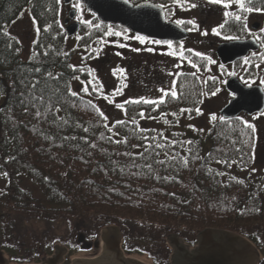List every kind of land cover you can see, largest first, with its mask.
I'll use <instances>...</instances> for the list:
<instances>
[{
  "label": "trees",
  "instance_id": "trees-1",
  "mask_svg": "<svg viewBox=\"0 0 264 264\" xmlns=\"http://www.w3.org/2000/svg\"><path fill=\"white\" fill-rule=\"evenodd\" d=\"M127 1L162 7L170 22L173 9L185 7L187 0L179 4L174 0ZM252 3L254 9L264 12V0ZM232 5L235 14L247 16L234 2ZM25 8L35 18L36 30L40 28L27 60L22 59V46L10 33ZM62 12L63 3L58 5L55 0H0V180L4 182L0 236L9 264H38L56 246L66 248L70 256L79 255L86 251L81 250L78 235L90 244L108 227L120 231L125 257L147 264H170L168 237L177 236L193 246L196 236L206 229L242 237L260 253L258 264H264V172L254 170L256 133L236 118L212 123L203 136L181 129L183 120L195 118L194 109L212 97L203 93L220 90L222 82L206 75V61L194 55L187 58L200 67L197 76L207 83L192 74H180L176 78L177 91L182 93L179 100L169 99L155 111L150 105L127 104L122 120L128 123L116 125L101 117L84 93L71 97L68 88L75 91L76 83L85 87L94 78L87 60L92 58L93 46L111 37L105 35L109 29L128 34L99 24L89 14L86 21L90 23L81 22L71 39L64 32ZM49 25L50 30L44 32ZM181 26L191 29L187 23ZM217 31L222 39L238 36L235 40L262 34L249 35L232 19ZM256 42L260 45L256 55H250L248 63L242 60L234 66L237 76L245 65L240 83L246 86L258 81L260 73L264 47ZM172 48L178 49V45ZM77 50L85 55L79 56ZM68 65H75L77 71ZM226 67L219 66L222 80L228 77ZM36 81L39 83L33 88ZM89 101L96 107L89 106ZM182 108L193 112L182 114ZM37 111L40 116L35 115ZM140 111L146 113L144 118L138 115ZM146 122L160 127H147ZM174 140L193 143L173 145ZM193 155L199 159H192ZM25 181L37 188L40 197L23 186Z\"/></svg>",
  "mask_w": 264,
  "mask_h": 264
},
{
  "label": "rangeland",
  "instance_id": "rangeland-1",
  "mask_svg": "<svg viewBox=\"0 0 264 264\" xmlns=\"http://www.w3.org/2000/svg\"><path fill=\"white\" fill-rule=\"evenodd\" d=\"M73 2L74 0H72L70 7H65L63 5V28H65L64 22L68 19V14L71 10H75V22L79 25L82 21H86L90 17L84 7H79V9L73 7ZM192 4H195L196 7H192ZM184 5L185 7H177L173 9L174 16L170 23L177 25L175 22L176 20H181L185 23L192 20L195 21V24H187L192 29L190 31H186L181 24L177 25L189 35L186 41L179 44H172V46L178 45V49L141 42L140 40L135 39L137 36L131 35L128 32H126L128 35L121 34L117 36L113 34L106 41L93 46L94 53L92 58L87 60V63L94 73L95 84L101 88V92L96 94L95 97L89 95L84 96L91 99L108 119L112 121L123 119L122 109H118L115 106L116 103L124 104L127 100L140 97L151 99L159 98L162 95L160 89L171 88L173 79L176 80L180 74H192L196 72L197 69L192 68L187 62V58L194 55L188 53L186 51L187 49H192L193 52L202 53V57L200 58L207 63L206 75H209V77L214 76L222 83L220 84V91L215 96L204 99L203 104L200 107L203 115H196L191 121L183 120L181 123V129L189 130L191 134L194 133L203 136L209 125L214 123L210 122L209 115L215 113L217 116H220V110L231 100L232 96H230L224 88L225 81L230 77H235L240 82L245 65H243L242 70L237 76L233 74L235 73L234 66L237 65L238 62L233 65H228L225 69V73L228 77L225 80H222L221 76L223 73L219 70L220 65L217 61L218 59L215 55V51L218 46L229 41L220 38L219 35L214 34L212 30L214 28L218 29L219 25L223 24L226 20L223 14L225 11L234 13L236 8L232 5L230 8L225 9L220 4L210 3V0H187ZM79 17L80 20L78 19ZM256 23L259 24V28L255 31L252 30L251 27ZM247 26L251 33L256 35L258 33L260 34V30L264 29V12L253 11L247 13ZM10 33L16 37L22 46V59L27 60L30 56L29 51L35 42L37 35V30L31 16L29 15L28 8H25L22 11L21 16L10 27ZM112 33L116 32L112 31ZM71 39H74V37ZM73 44H75V42H73ZM121 44H123L124 47H120ZM77 53L81 57L85 55L81 50H77ZM117 53H120V55H117ZM169 53H172V55ZM181 54L185 55V57L181 58ZM209 58L215 61V63L209 64ZM79 60L80 58L78 61ZM114 70L116 71L115 75L113 74ZM170 73H179V75L173 76L169 75ZM198 77L204 82V77ZM257 79L258 81H254L248 84V86L242 85L245 87L258 86L264 91V83H261V81H264V64L262 61ZM82 88L83 87L78 83L74 86L75 91H79ZM117 88L120 89L119 94L115 92ZM80 94H82V92H80ZM109 101H112V103H109ZM240 117H243L246 121L255 126L256 161L254 170L257 173H262L264 172V115L260 114L253 116L256 117V119L246 116ZM145 125L147 127H160L159 123L156 122H146ZM193 127L196 129H203L204 131H194ZM23 186L30 190L35 197H40V193L31 182L25 181ZM3 188L4 182L0 180V191L3 190ZM79 236L83 235L77 236V242ZM89 245H92V243ZM64 249L67 250L66 248ZM100 250L101 245L99 244V249L93 248V250L90 249L87 250V252L75 256L68 255L64 262L63 256L61 264H70L71 258H95ZM53 254L54 251L51 255ZM124 258L129 257H125L124 255ZM134 259L147 264L142 259Z\"/></svg>",
  "mask_w": 264,
  "mask_h": 264
},
{
  "label": "water",
  "instance_id": "water-1",
  "mask_svg": "<svg viewBox=\"0 0 264 264\" xmlns=\"http://www.w3.org/2000/svg\"><path fill=\"white\" fill-rule=\"evenodd\" d=\"M85 11L94 16L96 21L105 26L118 27L131 35L144 37L147 41H171L172 44H179L186 41L188 33L181 27L166 22L164 10L152 3L143 2L133 5L125 0H78ZM72 0H64L63 5L70 7ZM76 12L71 10L68 19L64 22V32L68 38L75 37L80 25L75 22ZM252 30H258L259 24H253ZM259 45L255 39L233 40L221 44L216 48L215 55L218 61L225 66L233 65L250 54L257 53ZM224 88L232 96L231 100L220 110L219 115L231 120L236 117H253L264 112V91L261 87L243 86L235 77L225 81ZM2 217L0 213V218ZM116 230L122 240L120 231L115 227L104 228ZM1 230V225H0ZM109 236V233L107 234ZM178 240L177 236H170L166 245L171 249L170 240ZM197 247L186 253L180 245L170 256V264H258L260 255L256 248L233 233L206 229L197 236ZM83 236L78 237V243L83 244ZM91 246H86L90 250ZM99 249V244L94 245ZM54 257L44 258L40 264H61L65 249L62 246L54 247ZM171 255V254H170ZM0 264H9L1 250L0 236ZM70 264H144L134 258H124L120 249L103 248L95 258H71Z\"/></svg>",
  "mask_w": 264,
  "mask_h": 264
},
{
  "label": "snow or ice",
  "instance_id": "snow-or-ice-1",
  "mask_svg": "<svg viewBox=\"0 0 264 264\" xmlns=\"http://www.w3.org/2000/svg\"><path fill=\"white\" fill-rule=\"evenodd\" d=\"M64 2V0H55V3L56 4H62ZM125 2L127 3V0H125ZM175 3L179 4L180 3V0H174ZM235 3L236 5H238L239 7V10L242 11V12H246V13H251L253 12L254 10L255 11H260V9H254V6H253V3H252V0H210V3H213V4H220L223 6V8L225 9H228L232 6V3ZM192 7H196L195 4H192L191 5ZM73 7L79 9L80 5L79 3H76L73 5ZM224 17L226 18L225 20V23L224 24H221L219 25V28L220 29H224L225 28V24L228 23V20L229 19H232L235 24L237 25V27H239L241 30L243 31H247L249 35H252V33L248 30V26H247V16H244V17H241V15H238V14H235V13H232V12H229V11H225L224 13ZM33 22L34 24L37 23L35 18H33ZM177 25H180V24H183L185 23L184 21H181V20H176L175 21ZM82 23H90L89 21H82ZM187 24H191V25H194L195 24V21H192V20H189L187 21ZM96 28H99L100 25H95ZM51 26H45L43 28V31L44 32H48L50 30ZM188 30H192V29H188ZM213 33L216 34V35H221L222 33L217 31L216 28H214L213 30ZM262 34H264V29H261L260 30ZM37 32L39 33L40 32V28L37 27ZM121 35V33L119 32H116V33H112L111 29H109L105 35ZM206 34V33H204ZM5 35H8V33H5ZM255 40L257 41H260L261 42V47H264V38H262V36L260 35H257L254 37ZM77 39H80V37H77ZM135 39H138L140 40L141 42H144V37H135ZM224 39L226 40H235V39H239L238 36H234V35H225L224 36ZM152 43H155V44H161V43H166L167 46L169 48L172 47V42L171 41H167V42H162V41H159V40H156V41H151ZM120 47H124L123 44L120 45ZM151 50V49H150ZM188 53H192L194 54L195 56L197 57H202V53L200 52H193L192 49H187L186 50ZM170 55H172V53H169ZM35 55V54H34ZM44 55H48L47 52L44 53ZM65 56H67V53L65 52L64 53ZM117 55H120V53H117ZM253 55H256V53H254ZM181 58H183V54H181ZM261 59H264V57H261ZM188 64L191 65L192 68H195L197 69V72H199L200 70V67L193 61L191 60L190 58L188 59ZM208 63L211 64V63H215V61L211 60L210 58L208 59ZM245 63H248V60L245 59ZM69 68L72 69L73 72L77 71V68L75 65H68ZM221 68H223V65H220ZM256 67H259V65H256ZM35 72H41V69L40 68H35L34 69ZM197 72H194L192 73L193 76L197 77L198 79H200V77L197 76ZM113 74L115 75L116 74V71L114 70ZM169 75H179V73H170ZM48 76L50 78H56L53 76L52 73H49ZM73 79L75 80H79L80 77L79 76H73ZM209 80H213L215 81L216 77L214 76H210L208 78ZM39 83V81H36L32 84V87L35 88L37 86V84ZM204 83H207V81H204ZM261 83H264V81H261ZM86 84L88 86H85L83 87L82 89H80L79 91H74L72 90L71 88H68V92L70 94L71 97H77L78 95H80V92L84 93L85 95H89V94H98L101 92V88L96 86L95 84V78H93L92 80H89L86 82ZM220 90L219 89H216L215 91H210L209 93H203L204 95H211V96H215ZM115 92L117 94L120 93V89L117 88L115 90ZM160 92L162 93V95L159 97V98H155V99H151V98H144V97H140V98H135V99H130V100H127L124 102V104H121V103H116V107L118 109H123L125 111V113L127 114V108H125V105L127 104H133V105H150L152 106V110L155 111L157 108H159L161 105L165 104L169 99L171 100H179L181 98V95L182 93H178L177 91V81L175 79H173L172 81V84H171V88H161L160 89ZM109 103H112V101H109ZM89 106L95 108L96 106L93 105L91 103V101H89ZM96 111L99 113V115L101 117H103L105 120H107L108 118L104 115L103 112H101L99 110V108H96ZM195 113L197 116H201L203 115V112L202 110L197 107L194 109ZM180 112L182 114L184 113H187V114H191L193 112V109L192 108H182L180 109ZM36 116H40L41 113L39 111H37L35 113ZM138 115L141 117V118H144L146 116V113L144 111H140L138 113ZM162 116H167V115H172V116H175L176 113H161ZM261 115H264V113H262ZM253 119H256V117H253ZM209 120L210 122H221V123H224L226 122V118L223 117V116H217L215 113H211L209 115ZM236 120L237 121H240V123L243 125L244 128L246 129H251V131L254 133L255 132V126L254 124L246 121V120H243L241 117H236ZM167 122V121H166ZM116 125H125L128 123V121H125V120H119V121H116L115 122ZM136 121L135 119L132 120V124L135 125ZM109 132H113V127H109L108 124H105L104 125ZM193 130L194 131H200V132H203L204 130L203 129H196L195 127H193ZM85 131H87V129H85ZM140 131H143L142 129ZM114 135L116 133H113ZM73 139H75V137H73ZM109 140L112 139L111 136L108 137ZM117 143H123V142H126V141H120V140H117L116 141ZM173 145L176 144V143H180L181 146H183L185 143H187L188 145H191L193 142L192 141H180V140H174L171 142ZM157 147H161V145L157 144L156 145ZM188 151L191 153L193 150L191 148L188 149ZM237 151H239V149H237ZM192 159H199V156H196V155H193L192 156ZM218 163L221 162V161H217ZM161 163H163V161H161ZM184 163L185 165H187L188 163V160L187 158H185L184 160ZM220 175H223L222 173H218ZM6 175V174H5Z\"/></svg>",
  "mask_w": 264,
  "mask_h": 264
},
{
  "label": "flooded vegetation",
  "instance_id": "flooded-vegetation-1",
  "mask_svg": "<svg viewBox=\"0 0 264 264\" xmlns=\"http://www.w3.org/2000/svg\"><path fill=\"white\" fill-rule=\"evenodd\" d=\"M261 36H262V38H264V34H261ZM251 38V37H250ZM259 45V44H258ZM259 48H260V45H259ZM262 57H264V54H263V56ZM261 61H262V63L264 64V59H261ZM2 215V214H1ZM2 218H3V215H2V217L0 218V225H1V221H2ZM1 231V230H0ZM109 233V236L107 235ZM198 236V235H197ZM197 236H196V243H195V245H193V246H191V245H189V244H186L184 241H182L181 239H179V242H178V240H174L175 238H172L169 242H170V245H171V255L170 256H172L173 254H174V252H175V250L176 249H178V245H180L181 247H182V249L186 252V253H191L196 247H197V244H198V241H197ZM96 243H99L100 245H101V252H102V249L103 248H117L118 247V245H119V243H120V249H121V251H122V240H121V242H120V237H119V234H118V232L116 231V230H113V229H109V230H107V231H101V232H99V234H98V237H97V239H95L93 242H92V245H89V244H87V243H85V240H84V242H83V244H81V250L82 251H86L87 252V249H86V246H91L92 248V250H93V248H94V245L96 244ZM2 250V249H1ZM66 252H65V254L63 255L64 256V258H63V262L65 261V258L69 255L68 254V250H65ZM3 252V251H2ZM4 253V252H3ZM122 253H123V251H122ZM259 253V252H258ZM53 255H55V250H54V254ZM51 256V257H54V256ZM123 255H124V253H123ZM259 255H260V253H259ZM4 257L6 258V256H5V254H4ZM46 259H48V257L46 258ZM126 259V258H125ZM42 260H44V259H42ZM42 260H40V262L38 263V264H40L41 263V261ZM9 263V262H8Z\"/></svg>",
  "mask_w": 264,
  "mask_h": 264
}]
</instances>
